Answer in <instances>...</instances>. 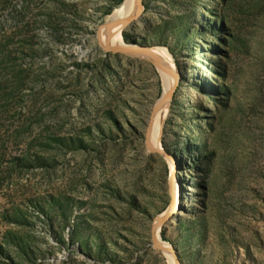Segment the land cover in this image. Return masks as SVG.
I'll list each match as a JSON object with an SVG mask.
<instances>
[{
  "label": "rangeland",
  "instance_id": "rangeland-1",
  "mask_svg": "<svg viewBox=\"0 0 264 264\" xmlns=\"http://www.w3.org/2000/svg\"><path fill=\"white\" fill-rule=\"evenodd\" d=\"M122 3L0 0V264H264V0H143L163 115Z\"/></svg>",
  "mask_w": 264,
  "mask_h": 264
},
{
  "label": "bare ground",
  "instance_id": "bare-ground-1",
  "mask_svg": "<svg viewBox=\"0 0 264 264\" xmlns=\"http://www.w3.org/2000/svg\"><path fill=\"white\" fill-rule=\"evenodd\" d=\"M139 1L140 0H125L121 4V6H119L118 8H116L114 10L113 14L108 18L107 23L101 28V31L105 29L104 32L102 33V36L100 35V39H101L103 47L127 46L126 43L124 45L122 34L125 30H128L129 25H131L128 22V19L135 17V16H138L140 14ZM114 21H119V23L110 26V24L113 23ZM134 48L138 50V46H136ZM151 50L155 53V55L157 56V58H158V60L162 66L168 68L169 70L170 69L172 70L173 58L171 57L168 50H166L165 48H154ZM171 70H170V72H166L164 70H161L162 76L164 79L165 89H164L163 100L160 103V107H159L160 115L161 114L163 115L166 113L167 104H168L167 102H168V100H170V93L174 89V87L176 86V83H177V78H176L174 72H172ZM162 119H163V116H161V118L159 120L157 119L155 121L156 122L155 126L159 125V127L157 129V134H159V132L161 131V121H163ZM157 122H158V124H157ZM156 137H157V135H156ZM176 209H177L176 204H174L171 207V209H169L166 212V214H164L163 216H167V214L170 212H175ZM156 223H158V222H156ZM160 227L161 226L157 227V230L155 233L156 239L161 242L162 247L169 248L170 246L165 244V242L161 241V238L159 236ZM169 255L170 256H168V258H169L170 263L171 264H177L173 255L172 254H169Z\"/></svg>",
  "mask_w": 264,
  "mask_h": 264
},
{
  "label": "water",
  "instance_id": "water-1",
  "mask_svg": "<svg viewBox=\"0 0 264 264\" xmlns=\"http://www.w3.org/2000/svg\"><path fill=\"white\" fill-rule=\"evenodd\" d=\"M139 6H140V14L138 16H135V17L128 19V22L131 25H133L142 15V12L144 9L143 0L139 1ZM117 23H119V21H114L113 23L110 24V26L117 24ZM105 51L112 52V53H143L146 56H148L154 62V64L156 66H158L160 69H162L166 72H170V70L168 68H166L160 64L157 56L149 47H141L139 50H137L133 47V45H127V46H118V47H111V48L106 47ZM172 94H173V91H171L170 96ZM157 221H158V223H155V225L153 226V230H152V232H153L152 240H153L154 249L159 250V251L168 252V253L172 254L173 257L175 258L176 263L179 264L177 262L176 252H175L174 248L171 246L169 248H164V247H162L161 242L156 239L155 233H156L157 227L162 226L167 221V216H161V217H159V219ZM161 241L164 242L162 239H161Z\"/></svg>",
  "mask_w": 264,
  "mask_h": 264
},
{
  "label": "trees",
  "instance_id": "trees-1",
  "mask_svg": "<svg viewBox=\"0 0 264 264\" xmlns=\"http://www.w3.org/2000/svg\"><path fill=\"white\" fill-rule=\"evenodd\" d=\"M125 0H123V2H124Z\"/></svg>",
  "mask_w": 264,
  "mask_h": 264
}]
</instances>
